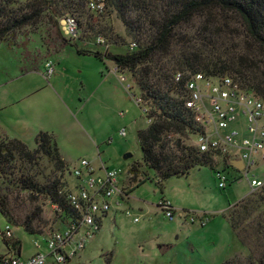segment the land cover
Segmentation results:
<instances>
[{
    "label": "rangeland",
    "instance_id": "rangeland-1",
    "mask_svg": "<svg viewBox=\"0 0 264 264\" xmlns=\"http://www.w3.org/2000/svg\"><path fill=\"white\" fill-rule=\"evenodd\" d=\"M28 1L13 0L9 9L15 12ZM75 1L79 2L77 12L73 14L80 21L77 39L71 38L72 45H66L61 52L54 53L49 47L51 29L45 18L31 26L12 30L6 42L0 43V82L9 81L0 87V102L21 98L33 87L38 90L32 97L21 99L0 114L6 131L4 136L26 139L22 142L32 149L34 143L28 139L27 131L38 125L49 130L47 132L56 140L59 154L66 162L62 168L54 152L49 156L36 155L31 160L15 155L9 163L11 175L0 178V187L12 202L11 217L14 220H22L31 212L39 211L33 228L41 231L40 234H29L21 226H10L12 239L19 241L21 258L36 251H46L43 238L56 229L63 230L64 220L61 211H57L47 197L20 189L19 179L29 177L40 185L58 180L61 192L65 193L75 184L69 167L78 165L81 159L93 165L103 163L121 168L125 173L135 162L141 165L145 177L154 179L153 172L144 168L136 135L138 129L146 128L151 121L146 117L148 106L142 104L139 88L128 74L112 71L108 60L104 66L94 56L79 54L76 50L99 49L95 39L100 35L110 38V44H113L109 46L110 52L128 51L132 37L127 34L126 25L116 11H92L86 2L93 0ZM127 13H130L127 17L134 27L141 25L143 30L149 27L146 22L152 11L147 15L129 9ZM200 20L196 18L193 26H179L184 40L187 34H193ZM231 27L237 29L239 35L242 32L234 20ZM226 31L224 35L228 36ZM237 31L229 36H234L233 43L242 38L243 33L239 36ZM178 39L172 47L174 55L180 53ZM220 40L225 45L230 43L228 37ZM46 61L53 64L49 78L45 77ZM260 64L263 68L264 62ZM25 70L33 72L25 75ZM137 100L140 103L137 104ZM122 129L125 135L120 134ZM0 136L3 135L0 133ZM176 137L171 135L169 138L174 140ZM193 140L194 136L189 134L184 143L191 145ZM126 153H131V157L125 159ZM219 157L213 155L214 165L222 169ZM223 172L231 177L234 171L226 169ZM241 176L240 180L219 188L217 173L202 166L191 169L186 175L167 179L162 190L156 180H146L127 200L109 211L102 219L100 229L71 264H220L235 251L230 258L246 259L254 250V256H258L260 250L254 245L237 244L227 219L233 205V219L240 228L250 232L254 231L258 221L264 225V191L251 188L249 184L251 178L264 180V162H258L248 178ZM162 196L175 205L179 203L174 207L176 212L171 219L158 208ZM126 210L131 214H126ZM204 213L210 216L205 227L183 222L185 214ZM6 225L7 221L0 214V229ZM36 242H39V248L35 247ZM9 250L0 240V254H14Z\"/></svg>",
    "mask_w": 264,
    "mask_h": 264
},
{
    "label": "trees",
    "instance_id": "trees-1",
    "mask_svg": "<svg viewBox=\"0 0 264 264\" xmlns=\"http://www.w3.org/2000/svg\"><path fill=\"white\" fill-rule=\"evenodd\" d=\"M101 1L104 2L103 10L116 11L119 14L126 25L127 34L132 37L131 43L135 46L128 51L110 52V38L104 37L103 44L95 39V45L99 49L77 48L76 50L79 54L94 56L104 66L108 60L116 73L128 74L140 90L142 104L144 102L148 106L146 117L151 119L146 128L136 131V135L142 151L144 168L153 172L154 179L145 177L141 165L132 163L127 172L131 175L133 185L127 194L130 195L146 180H156V184L162 190L164 181L174 176L186 175L195 167H209L214 172H218L212 155L201 153L195 146L184 143V138L189 134L194 136L198 132V123L192 111L186 106L183 85L188 73L200 72L206 76L230 75L244 88L264 100V67L261 68L260 64L261 61L264 62V0ZM88 2H86L87 8ZM13 3V0H0V43L6 42V37L12 30L36 24L41 18H45L50 26L49 47L53 48L54 53L61 52L66 45H72L71 38L77 39L80 21L73 14L77 12L76 6L79 2L29 0L22 8L12 12L9 6ZM129 9L147 15L152 11L153 14L151 13L150 19L146 22L149 27L145 30L141 25L134 27L127 17L130 14L127 13ZM66 15L72 16L77 23L74 37H65L59 27L58 20ZM196 18L201 19L199 25L193 34H187V39L184 40L185 35L181 33L179 26L185 24L193 26L192 23ZM233 20L242 29L240 35L243 33L242 38L234 43V36L229 37L231 33L237 31L231 27ZM225 30L228 36L224 35ZM237 35H239L238 31ZM177 37L181 42L180 53L174 55L172 47ZM223 37H228L230 43L225 45L220 40ZM164 58L168 61L164 62ZM178 72L182 75L181 80L175 81L174 76ZM171 135L177 137L173 140L169 138ZM0 137L2 138L0 139V178L11 175L9 163L15 155L31 160L36 155L49 156L54 152L62 168L66 164L59 154L57 142L51 133L39 131L34 137L35 147L32 149L17 138ZM21 179L17 182L20 189L47 197L56 206V210L61 211V218L64 220L62 226H66L69 218L72 221L79 218V212L68 204L69 191L62 193L58 180L40 185L29 177ZM261 188L264 191V186ZM12 208L9 195L0 187V214L7 223L21 226L29 234L41 233L33 228V222L39 217V211L31 212L22 220H14L11 217ZM231 210L233 206L228 215V222L239 245L247 247L254 245L260 252L256 257L254 250L246 259L235 256L220 264H264V225L258 221L257 226L253 228L254 231L248 232L234 221ZM3 241L16 250L13 251L14 254L20 253L19 241L14 239Z\"/></svg>",
    "mask_w": 264,
    "mask_h": 264
},
{
    "label": "built area",
    "instance_id": "built-area-1",
    "mask_svg": "<svg viewBox=\"0 0 264 264\" xmlns=\"http://www.w3.org/2000/svg\"><path fill=\"white\" fill-rule=\"evenodd\" d=\"M88 8L102 11L104 2L89 1ZM58 23L65 37L76 35L77 23L72 16H63ZM96 41L103 44L105 39L97 36ZM134 46V43L130 44V48ZM44 65L45 77L49 78L53 64L46 61ZM181 76L180 72L176 73L174 80H181ZM183 86L186 106L198 123V132L191 145L201 153H209L212 157L220 156L222 169L217 167L216 172L219 188H225L228 182L240 180L241 174L248 178L257 163L264 162V100L244 88L230 75L206 76L200 72L188 73ZM139 101L137 100V104ZM120 134L125 135V130L122 129ZM236 159L242 162V169L238 170L231 165V161ZM226 169L233 170L239 176H226L223 172ZM69 172L75 184L72 190L68 189L67 201L79 212V218L75 221L69 218L63 230L56 229L44 237L46 251H36L27 258L6 254L0 257V264H71L84 249L86 242L100 229L102 219L114 206L130 196L127 193L132 187L131 175L120 168L109 167L103 163L94 166L90 161L81 159L78 165L69 167ZM249 184L251 188H261L264 180L251 178ZM158 208L169 219L176 212L164 197L160 199ZM126 214L130 215L131 212L126 210ZM183 216L184 221L196 223L200 227H205L210 221V216L205 213ZM10 226L7 223L4 229H0V240L13 238ZM35 247H40L39 242L35 243Z\"/></svg>",
    "mask_w": 264,
    "mask_h": 264
},
{
    "label": "crops",
    "instance_id": "crops-1",
    "mask_svg": "<svg viewBox=\"0 0 264 264\" xmlns=\"http://www.w3.org/2000/svg\"><path fill=\"white\" fill-rule=\"evenodd\" d=\"M112 71H114L115 72V69L112 67V69H111ZM30 72H33V71H27L26 73H24L25 75L26 74H28V73H30ZM36 72V71H35ZM9 81H1L0 82V87H2V86H4L5 84L7 85V83H8ZM38 90H35V88L33 87V88H31L30 90H27V92H25L24 94H22V96H20L21 98H18V97H13V98H9L8 100H6V101H4V102H0V114H4L10 107H12L13 105H15V104H17V103H19L20 101H21V99H24V98H26V97H32L33 95H34V93H36ZM20 99V100H19ZM149 122V121H148ZM5 126L3 125V123H2V121L0 120V133H1V135H6L5 133H6V131H5V128H4ZM39 131H49V130H47V129H44V128H41V127H38V125L37 126H34V127H32V128H30L28 131H27V136H28V139L30 140V141H33V143H34V137H35V135L39 132ZM17 138V137H16ZM28 140V141H29ZM21 141H26V139H22ZM34 145V147H35V144H33ZM33 147V148H34ZM236 160H238V159H236ZM240 161V160H239ZM102 164V163H101ZM222 164V163H221ZM224 164V163H223ZM231 165H232V161H231ZM94 166H98V165H94ZM224 166L226 167L227 165L226 164H224ZM233 166V165H232ZM235 167V166H234ZM121 169V168H120ZM238 169V168H237ZM239 170V169H238ZM235 174H237V176H239V174L238 173H234L233 172V174L232 175H235ZM165 198V197H164ZM166 199V198H165ZM168 200V199H167ZM170 203H171V205L173 206V207H175L176 208V205H179V203L177 202L176 203V205L174 204V202H172V201H170V200H168ZM233 206V205H232ZM232 206H230V207H232ZM174 208V209H175ZM176 210V209H175ZM179 214H180V212H179ZM182 220V219H181ZM228 220V219H227ZM183 221V220H182ZM183 222H185V221H183ZM229 223V222H228ZM185 224V223H184ZM195 224V223H194ZM194 224H190V226H194ZM230 226V225H229ZM231 229V228H230ZM233 232V231H232ZM234 234V233H233ZM234 237H235V235H234ZM235 239H236V237H235ZM236 242H237V239H236ZM237 244H239L238 242H237ZM7 249L9 250L10 249V247L7 245ZM9 251H11V253H13V251H15L16 252V250H13L12 248H11V250H9ZM238 252V251H237ZM35 253V252H34ZM34 253H32V254H34ZM236 253V251L235 252H233V254L232 255H234ZM5 254H10V252H6V253H1L0 254V257H2L3 255H5ZM31 254V255H32ZM17 255H20L18 252H17ZM231 255V256H232ZM231 256H229L228 258H230ZM30 257V256H29ZM228 258H226V259H228ZM225 259V260H226Z\"/></svg>",
    "mask_w": 264,
    "mask_h": 264
},
{
    "label": "water",
    "instance_id": "water-1",
    "mask_svg": "<svg viewBox=\"0 0 264 264\" xmlns=\"http://www.w3.org/2000/svg\"><path fill=\"white\" fill-rule=\"evenodd\" d=\"M129 157H131V153H126V154H124V158L125 159H127V158H129ZM232 165L233 166H235L236 168H238V169H242V162L241 161H239V160H234V161H232Z\"/></svg>",
    "mask_w": 264,
    "mask_h": 264
}]
</instances>
